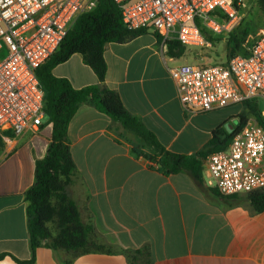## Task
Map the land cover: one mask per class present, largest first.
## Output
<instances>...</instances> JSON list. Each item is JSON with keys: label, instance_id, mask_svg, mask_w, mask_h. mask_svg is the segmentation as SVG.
<instances>
[{"label": "crops", "instance_id": "0c3cea01", "mask_svg": "<svg viewBox=\"0 0 264 264\" xmlns=\"http://www.w3.org/2000/svg\"><path fill=\"white\" fill-rule=\"evenodd\" d=\"M196 48V47H186ZM173 52H177L176 49ZM106 85L126 110L150 130L160 144L178 155H198L225 124L232 105L206 113L187 112L169 69L190 63L189 50L169 55L162 37L151 31L125 43H108ZM75 89L98 83L79 54L53 69ZM52 124L38 132L10 134L0 147V264L31 257L26 192L35 183L36 161L43 159ZM68 139L78 174L69 194L84 222L112 246L139 249L149 245L153 264H264V212L257 213L245 196L218 197L209 186L207 163L201 181L189 173L165 176L133 148L122 125L90 105L72 118ZM130 139V141H129ZM63 253L41 246L35 264H62ZM74 264H128L120 254H88Z\"/></svg>", "mask_w": 264, "mask_h": 264}, {"label": "built area", "instance_id": "2783aa9c", "mask_svg": "<svg viewBox=\"0 0 264 264\" xmlns=\"http://www.w3.org/2000/svg\"><path fill=\"white\" fill-rule=\"evenodd\" d=\"M124 26L159 34L163 43L210 46L201 31H231L240 22L234 0H114ZM238 4V5H237ZM99 0H0V136L38 132L45 123V95L38 69L57 53L77 19ZM216 12L226 16L220 22ZM187 112L206 113L255 98L264 100V32L247 57L228 66L183 64L169 69ZM264 120V111L260 113ZM208 184L222 196L264 190V125L254 116L233 134L229 147L212 153Z\"/></svg>", "mask_w": 264, "mask_h": 264}, {"label": "trees", "instance_id": "16d2710c", "mask_svg": "<svg viewBox=\"0 0 264 264\" xmlns=\"http://www.w3.org/2000/svg\"><path fill=\"white\" fill-rule=\"evenodd\" d=\"M256 5L261 21L259 33L264 32V0H256ZM215 15H218L220 22L227 21L226 16L219 12ZM237 25L231 31L236 29ZM201 31L205 40L212 45L211 43L214 42L212 35L216 34L203 26ZM144 32L145 29L130 31L124 26L120 9L114 0H99L96 9L77 19L57 53L38 69L40 86L45 95L44 111L53 130L46 156L36 161L35 183L25 194L28 203L31 257L27 261L13 257L17 264H35L36 250L41 246L50 248L58 254L63 253L62 264H74L75 259L88 254H120L127 259L128 264H153L149 245L139 249H124L107 244L96 233L93 225L83 221L76 202L70 197L69 188L78 170L71 154L68 128L81 106L85 104L93 106L118 121L126 137H133L137 141L133 152L149 160L151 166L165 176L186 172L200 182L204 170L203 159L212 152L229 147L233 134L224 133L222 137L223 133L218 129L214 132L213 139L198 155L185 156L171 153L137 117L126 110L119 94L106 85L105 46L113 42H128ZM250 33L251 30L245 27L243 39L232 34L228 40L227 63L212 65L228 66L235 56L247 57L256 39L255 37L253 43L244 44L243 41ZM165 44L169 55L175 57L182 56L187 47L175 40L167 41ZM174 49L177 50L176 53L173 52ZM75 54L81 55L85 64L93 70L97 84L75 89L69 80L53 75L56 66L66 62ZM241 106L249 117L254 116L259 124L264 125L256 104L246 101ZM249 117L243 114L237 116L239 125L236 131L246 125ZM6 136L10 134L7 133ZM2 144L3 138L0 136V147ZM218 197L225 196L219 194ZM240 201L247 202L257 213L264 212V190L246 194ZM7 256V253H0V263Z\"/></svg>", "mask_w": 264, "mask_h": 264}, {"label": "rangeland", "instance_id": "374dc122", "mask_svg": "<svg viewBox=\"0 0 264 264\" xmlns=\"http://www.w3.org/2000/svg\"><path fill=\"white\" fill-rule=\"evenodd\" d=\"M234 2H240L239 5L237 4L240 11V24H238L236 29H234L233 31H224L220 34L212 35L214 42L211 43L212 45L210 46L186 48V50H189L191 61L190 63H192L193 65L201 66L212 64H226L228 61V40L230 39L232 34H235L240 39H243L245 27L250 29L251 33L246 37L243 43H253L261 26L256 0H234ZM3 58L4 53H1L0 60H2ZM250 102L257 105L260 113L264 111V100L262 98H255ZM226 113L232 116L225 124V130L228 134L235 133L236 128L239 125V120L237 119L238 115L243 114L249 117L247 111L244 110V107L241 105L230 107V109H228ZM47 121L48 117H45L44 122Z\"/></svg>", "mask_w": 264, "mask_h": 264}]
</instances>
